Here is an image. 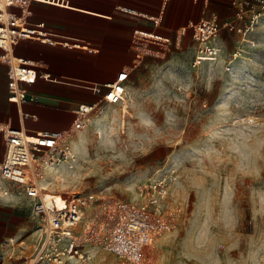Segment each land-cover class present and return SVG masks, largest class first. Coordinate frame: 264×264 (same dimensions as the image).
Instances as JSON below:
<instances>
[{
    "label": "rangeland",
    "instance_id": "rangeland-1",
    "mask_svg": "<svg viewBox=\"0 0 264 264\" xmlns=\"http://www.w3.org/2000/svg\"><path fill=\"white\" fill-rule=\"evenodd\" d=\"M206 2L184 25L212 12L223 23L236 12L231 0ZM183 35L176 45L172 33L149 63L144 57L123 100L99 105L74 129L69 156L43 172L42 185L138 204L139 188L157 179L168 187L159 214L166 230L143 264H243L264 237V23L244 39L222 29L213 57H198L189 30ZM9 190L7 210L25 220L29 200L20 187ZM99 203L84 211L80 234L97 227ZM35 230L33 222L26 257ZM91 248L98 264L118 261L102 245Z\"/></svg>",
    "mask_w": 264,
    "mask_h": 264
},
{
    "label": "crops",
    "instance_id": "crops-1",
    "mask_svg": "<svg viewBox=\"0 0 264 264\" xmlns=\"http://www.w3.org/2000/svg\"><path fill=\"white\" fill-rule=\"evenodd\" d=\"M206 1L29 0L26 8L10 7V13L25 21L26 35L13 47L12 55L46 76L35 77L24 86L35 97L34 102L18 105L9 101L7 65L1 61L4 53L0 50V126L22 129L30 141L47 148L50 141L41 137L42 132L75 129L74 111L78 106L105 103L106 85L124 70L129 75L137 71L144 57L149 59L148 63L156 57L157 48L164 44L147 38L156 36L167 43L175 33L178 45L182 38L179 36H184L190 25H184V21L191 20L198 6ZM213 15L218 13L212 12L209 17ZM209 17L205 14L202 19ZM128 78L126 93L130 88ZM3 156L4 137L0 133V164ZM13 200L10 195L0 194V241L14 238L17 253L14 260L5 264L28 259L37 244L26 257L33 225L30 208L26 211L27 218L19 221L7 210L8 202Z\"/></svg>",
    "mask_w": 264,
    "mask_h": 264
},
{
    "label": "built area",
    "instance_id": "built-area-1",
    "mask_svg": "<svg viewBox=\"0 0 264 264\" xmlns=\"http://www.w3.org/2000/svg\"><path fill=\"white\" fill-rule=\"evenodd\" d=\"M166 1V0H165ZM235 14L229 20L219 23L218 15L191 23L188 27L195 43L198 57L216 56L219 48L215 44L222 29L233 31L242 39L264 23V0H231ZM29 0H0V50L1 61L7 65V93L9 101L18 105L34 102L24 88L35 77L43 78L33 65L12 55V49L20 39L25 38V21L9 12L10 7L26 8ZM149 41L166 44L164 39L150 36ZM129 71H122L113 83L105 86L103 101L115 103L123 100L125 82ZM98 105H80L74 111L75 129L85 126L88 115ZM74 131L42 132L41 137L50 141L47 148H41L30 141L22 129L0 126L4 137V156L0 164V194L10 195V187L21 188V193L30 202V215L38 234L37 244L31 256L15 264H98L92 245H102L104 250L114 255L119 264H143L144 253L155 236L166 230L160 219V206L167 195L168 187L156 180L142 185L138 193L143 197L138 204L108 198L100 194L49 193L43 187L42 174L50 166L59 164L61 157L69 156L65 143ZM4 185V187H2ZM99 203L100 218L97 227L86 226L80 234L84 211ZM93 230V231H92ZM94 242V244H91ZM16 240L8 238L0 241V264L16 257Z\"/></svg>",
    "mask_w": 264,
    "mask_h": 264
},
{
    "label": "clouds",
    "instance_id": "clouds-1",
    "mask_svg": "<svg viewBox=\"0 0 264 264\" xmlns=\"http://www.w3.org/2000/svg\"><path fill=\"white\" fill-rule=\"evenodd\" d=\"M140 118L143 120L151 119L148 114H143ZM169 120H174V117H166L165 122L168 123ZM243 264H264V237H261L256 242L254 250L249 252V257Z\"/></svg>",
    "mask_w": 264,
    "mask_h": 264
},
{
    "label": "bare ground",
    "instance_id": "bare-ground-1",
    "mask_svg": "<svg viewBox=\"0 0 264 264\" xmlns=\"http://www.w3.org/2000/svg\"><path fill=\"white\" fill-rule=\"evenodd\" d=\"M77 149V148H76ZM83 152V151H82ZM81 151H80V153H82ZM44 187V186H43Z\"/></svg>",
    "mask_w": 264,
    "mask_h": 264
}]
</instances>
